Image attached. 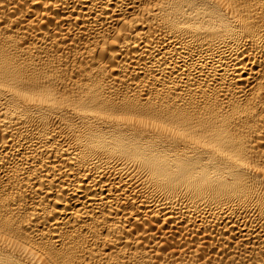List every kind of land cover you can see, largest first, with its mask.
I'll use <instances>...</instances> for the list:
<instances>
[{"label": "bare ground", "instance_id": "6f19581e", "mask_svg": "<svg viewBox=\"0 0 264 264\" xmlns=\"http://www.w3.org/2000/svg\"><path fill=\"white\" fill-rule=\"evenodd\" d=\"M0 264H264V0H0Z\"/></svg>", "mask_w": 264, "mask_h": 264}]
</instances>
